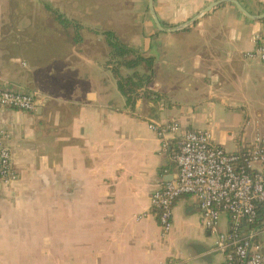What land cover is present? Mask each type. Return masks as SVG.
<instances>
[{
  "label": "crops",
  "instance_id": "1",
  "mask_svg": "<svg viewBox=\"0 0 264 264\" xmlns=\"http://www.w3.org/2000/svg\"><path fill=\"white\" fill-rule=\"evenodd\" d=\"M78 1L52 0L50 17L37 0L45 16L17 20L0 0V88L37 102L0 107L18 176L0 182V264H225L195 197L177 200L168 236L151 197L176 180L184 133L230 154L264 136V63L247 57L264 19L234 4L258 17L264 0H153L164 28L192 23L176 33L157 29L149 0ZM110 41L148 70L113 67ZM172 123L182 135L150 128ZM220 230L231 231L226 213Z\"/></svg>",
  "mask_w": 264,
  "mask_h": 264
},
{
  "label": "built area",
  "instance_id": "2",
  "mask_svg": "<svg viewBox=\"0 0 264 264\" xmlns=\"http://www.w3.org/2000/svg\"><path fill=\"white\" fill-rule=\"evenodd\" d=\"M255 41L257 46L247 57L264 63V37H256ZM0 107L29 113L36 110L37 102L32 94L0 89ZM150 128L163 140L169 134L182 135L176 123L153 124ZM164 148L167 152V143ZM172 156L178 171L176 180L166 183L151 197L163 236L172 230L177 200L195 197L204 228L217 236L216 249L226 254L225 264H264L261 231H251L247 237L240 234L242 224H252L264 206V136L258 137L252 148L230 154L216 145L209 133L186 132ZM16 179L12 153L0 145V182L11 183ZM224 213L230 217L229 233L220 230Z\"/></svg>",
  "mask_w": 264,
  "mask_h": 264
},
{
  "label": "trees",
  "instance_id": "3",
  "mask_svg": "<svg viewBox=\"0 0 264 264\" xmlns=\"http://www.w3.org/2000/svg\"><path fill=\"white\" fill-rule=\"evenodd\" d=\"M61 18V17H60ZM110 45L113 49L112 55H111V61L112 63L118 64L119 66L131 69V68H137L139 64H145L146 67L148 65V59H143L142 57H134L135 59H130L129 56L133 55L134 52L127 46L118 43V42H111ZM139 62V64H137ZM140 81L139 78H137V82ZM127 85V83H126ZM130 86V85H129ZM137 86H135L136 88ZM134 91L133 89L128 90V93H131ZM259 216L258 218L252 223L249 224L247 222H244L240 229V234L242 236L247 237L251 231H263L264 230V206H261L259 209ZM258 241V238L256 239Z\"/></svg>",
  "mask_w": 264,
  "mask_h": 264
},
{
  "label": "rangeland",
  "instance_id": "4",
  "mask_svg": "<svg viewBox=\"0 0 264 264\" xmlns=\"http://www.w3.org/2000/svg\"><path fill=\"white\" fill-rule=\"evenodd\" d=\"M37 0H14V3L17 4V10L16 12H12V17L14 19L20 20L23 19L27 16L32 15V17H39V16H45V14L41 15L40 12L39 13V9L36 8L35 2ZM52 0H43V2H46L45 5H43L44 11L48 12L50 14V17L53 16V13L51 12V8L49 6H47L48 4H51ZM84 0H79V3H83ZM95 0H92V2H94ZM26 5V6H25ZM47 8L49 10H47ZM45 13V12H44ZM130 57V56H129ZM130 59H135L134 57H130ZM110 60V58H109ZM253 60H257V59H253ZM259 61V60H257ZM110 64L114 67L116 66L115 63H112V61L110 60ZM261 62V61H260ZM263 63V62H262ZM139 64V62L137 63ZM121 70H127L125 68H120ZM134 70H140L142 72V70H148L145 64H139L138 67ZM2 89V88H0ZM177 124V123H176ZM161 126H163V124H160ZM171 125H174V123H172ZM203 225V224H202ZM173 227V224H172ZM204 227V226H203ZM171 232V231H170ZM170 232L167 234V236L170 234ZM223 233V232H222ZM217 238V236H216ZM262 238L264 240V233L262 234Z\"/></svg>",
  "mask_w": 264,
  "mask_h": 264
},
{
  "label": "water",
  "instance_id": "5",
  "mask_svg": "<svg viewBox=\"0 0 264 264\" xmlns=\"http://www.w3.org/2000/svg\"><path fill=\"white\" fill-rule=\"evenodd\" d=\"M226 2V1H225ZM221 3H217L214 5V7L220 5ZM234 4L237 6V8L239 9V11L241 13H243L245 16H247L248 18L252 19V20H259V19H264V15L262 16H258V17H255V16H251L249 13H247L237 2H234ZM149 9H150V13H151V16L156 24V27L157 29L160 31V32H163V33H176V32H179L183 29H185L187 26H189L190 24L192 23H189V24H186V25H183V26H179V27H176V28H171V29H168V28H164L162 26V24L160 23V21L158 20L157 18V15L155 13V10H154V7H153V0H149ZM210 10H207L205 12H203L201 15H204L205 13L209 12ZM199 17H197L195 20H197ZM193 20V21H195Z\"/></svg>",
  "mask_w": 264,
  "mask_h": 264
}]
</instances>
